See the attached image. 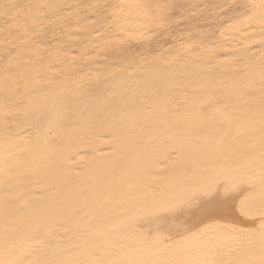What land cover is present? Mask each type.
Returning <instances> with one entry per match:
<instances>
[{
    "label": "snow or ice",
    "instance_id": "6c2138e0",
    "mask_svg": "<svg viewBox=\"0 0 264 264\" xmlns=\"http://www.w3.org/2000/svg\"><path fill=\"white\" fill-rule=\"evenodd\" d=\"M182 7L0 0V264H264V0L227 5L248 44L230 74L193 79L186 106L173 94L189 86L187 56H121L130 25L163 28ZM83 10L103 18L92 31L116 57L104 71L40 50L46 21ZM97 122L117 134V159L58 199L35 196L69 133ZM20 131L30 149L13 150Z\"/></svg>",
    "mask_w": 264,
    "mask_h": 264
},
{
    "label": "bare ground",
    "instance_id": "6f19581e",
    "mask_svg": "<svg viewBox=\"0 0 264 264\" xmlns=\"http://www.w3.org/2000/svg\"><path fill=\"white\" fill-rule=\"evenodd\" d=\"M16 2L72 6L121 2L182 5V8L171 11L170 19L163 28L150 26L145 31L142 28L137 29L135 25H130L132 35L127 38L121 53L122 57L135 58L138 61L151 60L168 53L178 54L181 57L187 56L189 62L181 78L189 86L186 89H178L173 94L175 102L181 106H186V95L190 98L193 88L196 87L191 83L193 79L219 75L222 72L225 75L230 74L224 62L230 57L237 56L242 50V45L248 44L244 35L230 27L235 24V17L239 10L229 11L227 5L247 3L249 0H16ZM217 5L225 7H215ZM69 11L74 13L75 9H64L61 15L67 16ZM83 11L87 13L88 19H83L82 14L81 19L77 20L74 14L66 21L58 20L54 25L46 21L44 35L38 38L41 42L40 50L45 57L49 53L53 55L59 53L60 58L69 65L87 64L93 72L104 71L107 65L116 62V57L113 49L106 45L105 40L92 31L93 26L99 27L103 23V18L90 11ZM94 21L98 23L93 25ZM119 35L122 34H118L115 39H118ZM15 43L22 48L32 47L31 43L28 45H22L19 41ZM181 43L185 47L182 48ZM189 44L193 45L191 49L187 48ZM3 48L4 35L2 22H0V53ZM73 57L77 59L74 61ZM177 67L180 68L181 65ZM12 127L13 132H16L14 124ZM0 128H2V118H0ZM118 147L117 134L107 122H97L85 130L69 133L67 143L62 146L61 166L54 169L41 185L33 189L34 195L43 197L46 203L49 198L58 199L71 190V187L65 186L66 180L72 182L73 186H78L80 180L91 179L97 172L99 162L117 159L114 154ZM30 148L28 133L20 131L16 136V145L13 150ZM3 151L2 132H0V154ZM19 154L27 156V152ZM153 171H158V169H153Z\"/></svg>",
    "mask_w": 264,
    "mask_h": 264
}]
</instances>
